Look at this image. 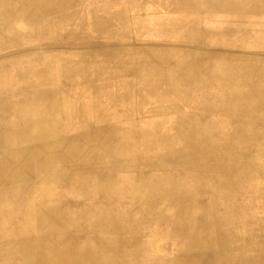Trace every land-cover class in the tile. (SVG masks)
I'll list each match as a JSON object with an SVG mask.
<instances>
[{"label": "bare ground", "instance_id": "6f19581e", "mask_svg": "<svg viewBox=\"0 0 264 264\" xmlns=\"http://www.w3.org/2000/svg\"><path fill=\"white\" fill-rule=\"evenodd\" d=\"M5 2L9 3L8 7L0 4V8L3 9V11H0V117L6 112H9V115L13 118L23 117L19 121H15L14 125H11L16 130L24 129L27 122H32L34 126L31 134L26 131L27 134H17L16 137L14 135L15 138L13 139L11 136H6L7 123L0 124V146L3 144L20 146V149L14 151L0 149V264H100L97 261L93 263L91 259L93 254L87 250V253L83 254L87 257H83L74 247H51L47 244L35 247H26V244L25 246L13 245L15 243L13 237L8 234V232L20 227L17 222L13 221V216L10 215L14 211L10 196L12 188L15 190L14 197L19 199L41 197L42 195L55 197V195L66 191L65 186L62 185L63 180H67L66 178L71 180L74 177L73 179L77 182L78 175H82L79 172L89 169L88 161L80 162L81 159H88V157H81L83 156V150L88 147L86 145L95 147L102 146L101 144H111L110 139L105 138L103 134L100 136L98 134L76 135V133H66L67 128H72L70 130H83L82 123L84 122L80 119L85 115L98 116L104 112L109 114L119 110L122 112L121 115L127 118L136 111H149L145 104H138V101L144 100L143 102H147L156 99L167 103L178 100L183 102L187 101L186 97L189 96H192V98L202 96V99H207V102L215 99L228 102L238 94L239 98L244 100L242 104L245 105L246 101L247 111L245 114L247 116L249 113L253 114V120H241L238 128L235 129L234 127V130H231L230 127L227 130L228 134H226L229 137H225L223 143L225 148L222 150L208 148L209 150L198 151V145L201 143L210 146V144H207L210 143V141H207L210 140L209 136L187 135V132V134L185 133L186 136L179 134L180 136L177 137V139L180 138L178 143H182L183 147L189 146L191 148L190 151L186 152V158H181L180 161L183 163H185L184 161L186 163L190 161L193 169L195 168L194 165H203L204 169L206 165L208 168L214 166L216 168L213 174L215 179L221 177V174L224 177L223 181H229V179L234 181V178L238 177L242 183L257 184L256 191L264 193V168H260L264 164V101L261 100L264 99V88H256L255 104L248 103L252 91L250 89L251 91L248 92V86L252 81L256 82V85H259V83L264 85V42L256 43V39L264 41V0H114L111 2L114 5L112 10L106 9V7L99 8L100 10L90 9L91 4L86 0H0V3ZM103 3L106 4L107 2L103 1ZM85 12L90 17L87 15V18H84ZM142 15L151 17L152 20L156 21L157 27L147 32L157 37V39L146 42L139 39L129 40L128 42L118 40V38L128 37L130 33L140 37L142 33L140 31L141 26L139 23L136 24L135 21L138 19L139 22H143ZM239 27L241 28L240 31H238ZM234 29L237 31H234ZM94 33L96 35L112 36L94 41L83 37V35ZM65 35L76 37L66 38L68 42L65 43L62 38ZM114 35L117 37H114ZM109 45H124L128 49L112 63L117 69L109 73L104 81L100 90L103 97L100 99L101 105L96 114H93L90 108L80 101L75 102L74 107L72 105L69 107L66 105L60 106V103L56 100L52 103L48 101L50 104L47 108H45V105L39 104L49 99L52 100L53 97L51 96L59 99V89L91 84L86 73L71 74L67 69L70 67V63L75 61L82 62V64L86 62V56H83L84 49ZM235 51L245 55L231 54ZM253 53L255 55H252ZM109 64L111 63L109 62ZM249 64H254L256 67L254 72L252 70L250 73L247 71V65ZM229 67H235V69L227 73L223 71ZM95 69L96 67L92 66L91 70ZM227 74L230 75L229 79L231 80L244 82V92H242L243 89H239L240 92L237 93L236 86L231 88L217 87L213 91H211L212 89L209 90L210 88L206 82L212 81L213 83L216 79H228ZM133 85L138 87L134 88ZM18 96H31V98L20 99L17 103H14L15 108L12 106V110L7 111L6 108L9 107L8 100L12 98L15 100V97ZM107 101L108 103H106ZM198 101L197 104L200 103ZM166 106V104H163V107L159 108L157 113L162 114ZM242 107L239 110L241 112ZM216 109L219 110L220 108ZM63 116H69L73 121L76 120L75 125L63 124L61 126V122L57 124L55 120L59 117L62 119ZM42 123L46 124L40 127L36 126ZM191 127H193L194 133V127H197L194 118L191 119ZM61 129H63L62 132H60ZM43 130L48 133L55 130L58 133L45 137L40 133ZM121 131H125V129ZM99 132L103 133L102 131ZM169 137L163 138L164 141H168ZM142 139L143 143H153L156 140L155 137L145 138L143 135L141 142ZM87 140H89V143ZM126 140V134L123 133L115 136L112 143L125 144ZM73 150H78V153L77 151L72 152ZM180 153L185 154V152ZM211 163L213 165L210 166ZM233 164L238 168L233 167ZM230 166L235 168L234 171L230 170ZM105 168L109 169L108 167ZM127 168H130V166H127ZM193 169L192 172H194ZM193 176H195V173ZM193 176L186 186L182 185L181 187L186 193L189 192L192 195L205 191H211L214 194L220 192L218 187L222 186H218L219 183L217 184L216 181L214 184H209V175L207 179L205 178L206 175L202 177V180ZM29 179L35 181L30 182ZM143 180L142 183H138L135 190L143 192L144 195L148 193V196L149 192H152V186L155 183L147 179ZM121 185L112 182L100 189L105 193L117 192L115 190L117 187L118 190L119 188L123 190ZM123 186L125 189V184ZM209 187H211L210 190ZM247 189L246 191H248ZM134 193L136 194L135 191ZM103 197L106 198V196ZM193 205L195 207L196 202L192 203L191 201L192 208L190 205L185 206V208L180 207V209L174 208L177 215L175 217L170 216L169 219H174L172 222L183 228L185 225L184 217L188 213L191 214ZM147 207L151 210L149 204H147ZM163 209L162 205L160 210ZM195 219L196 217L191 215L188 222L191 221L192 223L194 221L193 223H195ZM147 222V220L144 221V223ZM198 223H200L199 220ZM237 232L236 234H240ZM169 233H166V235ZM181 233L176 231L170 233L169 237L173 234L172 236L179 239L180 235L183 237L188 235ZM221 233L228 234L224 235V239L239 237L234 231L227 228H223ZM189 234L192 237L189 235L187 238L194 246L189 248L192 258L184 257L181 262L174 264H264V225H257L256 231L253 233L246 231L245 235H240L242 238L240 237L239 241L233 239L230 242H223L219 248L213 245V240H216L218 233L212 237L203 233ZM252 237L256 240L255 245L250 247L248 238ZM149 240L151 241L152 238ZM240 240L244 242L242 243ZM159 250V247H157L154 252L161 257L163 255L161 252L159 253ZM185 250L188 251L187 248ZM127 254L129 255V253ZM133 255L136 256V253L134 252ZM148 255H153L152 250H149ZM204 255L207 256L203 257ZM145 256L147 254H143L142 258H146ZM108 260L105 257L102 264H109ZM135 261L134 258V262L132 263L130 260L128 264L139 262L140 264H148L142 262V260L137 263Z\"/></svg>", "mask_w": 264, "mask_h": 264}, {"label": "crops", "instance_id": "0c3cea01", "mask_svg": "<svg viewBox=\"0 0 264 264\" xmlns=\"http://www.w3.org/2000/svg\"><path fill=\"white\" fill-rule=\"evenodd\" d=\"M0 4L4 7L9 6V3L7 2ZM1 10L3 9L0 8V11ZM231 54L245 55L244 53H239V51H235ZM252 55H255V53H253ZM247 66L249 67V68L247 67V71H249V73L251 72V70L252 72L256 70L254 64L253 65L249 64ZM234 69L235 67H229L223 71L227 73ZM226 76H228L229 79L230 75L227 74ZM228 79L225 80L222 78L216 79L215 81H213V83L211 81V82H206V84L209 86L210 88L209 90L212 89L211 91H213L214 88L217 87L231 88L233 86H236V88L238 89V91H236L237 93L240 92L239 89H243L242 92H244L245 90L244 82L240 80L236 81V80H231V79L228 80ZM231 83L232 85H230ZM256 84H257L256 82L252 81L250 86H248V92L252 90L251 94L249 95V98L250 100H253V104H255L256 101L255 99L256 88H264L263 87L264 85L260 83L259 85ZM186 98L188 99L187 101L182 102L178 100V101H170L168 103L165 101L160 102L157 101L156 99H151L147 102L146 101L143 102L144 100L141 102L138 101V104H145L146 108L149 111L147 110L146 112L136 111L133 112V114L127 118H124L121 115L122 112L119 110L109 114H106V112H104L102 115H98V116L97 115L87 116V118L85 117L86 119L84 123H82L84 126L82 128L83 130H71L66 132L68 134L76 133V135L98 134L102 136L101 134H103L105 138L107 137L110 139L111 146L107 144H101L102 146H95V147L91 145H86L88 147H86L87 149L83 150V156L81 157H88V159L86 160L81 159L80 162L88 161L89 169L79 172L82 175H78V178L76 179L77 182H75V180L73 179L74 177H72L71 180H69V178H66L67 180H63L62 185L65 186L66 189L65 192L55 195V197H51V196L45 197L43 195L41 197H33V198L27 197L24 199L23 198L19 199L15 197L14 204L17 205V208L13 209L14 211L11 212L10 215L13 216V219L15 214L19 215L13 221L17 222L18 226L20 227L15 228V230L8 232L9 236L13 237V241L15 242L13 243V245L25 246L26 244V247H35V246L47 244L48 246L51 247H64V248L74 247L82 256L83 254H86L87 251H90L93 254L92 255L93 257H91L93 263L94 261H97L100 264L103 263L105 257L109 259L108 260L110 262L109 264H111L112 262L114 264H126V263L128 264L130 260L133 263L134 258L136 260L135 261L136 263L139 262L140 260L148 264L149 263L155 264L157 262L176 263V262H181V259H183L184 257L192 258L189 249L192 247V242L188 240L189 238H186L187 237L186 235L184 237L180 235L178 239L175 238V236H172L173 234H171V236L169 237V234L174 233L176 231L186 234L189 224H192L191 221L188 222V219L191 215L195 216V213L198 210L209 209L211 207L215 210V214L218 215L220 214L223 215L230 211L232 213L239 214L241 212L240 214L247 213L248 215L250 214L255 217L258 216L259 212L257 208L264 203V193H260L256 191V189L258 188L257 184L254 183L246 184L245 182L242 183L240 182L241 180L239 178H234V181H230V179L229 181H223L224 179V177L222 176L223 174H221L220 175L221 177H219L218 179H215L213 174H214V169L216 168L214 166H211L213 165L212 163L209 164L212 168L211 167L208 168V166L206 165L204 169L203 165H194L195 168L193 169L190 161H188V163H186V161L184 160L183 161L185 163L180 161L181 158H186V152L190 151L189 149H191L189 146L183 147L184 145L182 143L159 145L156 143H143V139L141 142V137H142L141 127H144L145 125L155 124L156 122L159 121L157 123L158 126L161 125V127L159 128L171 129L174 132L182 135L185 134L186 132L188 133V131L193 132L192 129L193 127H191V119L194 118L197 124V127H194L195 135L209 136L210 139L207 140L210 141V143H207L210 144L209 147L204 143H201L200 145H198L197 150L198 151L209 150L208 148H210L211 150H219V149L222 150L223 148H225L223 146L225 137L226 138L229 137L226 135L228 134L227 130L230 127L232 128L231 130H234V127L235 129L238 128L241 120H246V119L253 120L254 118L253 114L249 113L248 116L245 114L247 111L246 101H245V105L242 104L244 103V100H241L238 94L235 98H233V100L230 99L228 102H225L223 100L219 101L216 99L211 102H207L206 101L207 99L205 98L202 99L203 98L202 96L200 97L194 96V98H192V96H189ZM250 100H248V103H250ZM261 100L264 101V99ZM197 101L200 103L197 104ZM163 104L167 105L163 109V113L162 114L157 113L158 109L163 107ZM241 106H243L242 112L239 111ZM218 107L220 108L219 110L216 109ZM68 118L71 119V117ZM75 121L71 119L72 126L75 125L74 124ZM77 124L80 125L81 123H77ZM105 127H110L111 130L109 131L106 129L101 130L102 128ZM123 129H125V131H121ZM99 131H102L103 133ZM42 132L44 131H41L40 133ZM29 133L31 134L32 131H29ZM123 133L126 134L127 137L126 143L113 144L112 143L113 138ZM180 152H185V154ZM132 159L133 161H131ZM127 166H130V168H127ZM105 167H108L109 169H106ZM261 167L264 168V164H262L260 168ZM192 169L194 170V172H192ZM217 172H223V171H217ZM194 173L195 176H193ZM138 174H140L141 176ZM208 175L210 177L209 184H214L216 181L217 184L219 183L218 186L219 185L222 186V187H218L220 189V192L214 194L211 191L210 192L205 191V192H201L200 194L197 193L198 195L197 194L191 195V193L189 194V192L186 193L184 190H182L181 188L182 185L186 186V184L191 181L192 176L202 180V177L204 176L207 179ZM102 177L104 180L102 179ZM143 179H147L150 182L155 183L152 186V192H149L150 196L149 195L147 196L148 193L144 195L143 192L136 191L137 189L135 190V188H137L136 186H138V183L139 182L142 183V181H144ZM28 181L33 182L35 180L29 179ZM112 182H115L119 185L125 184V189L124 186L121 185L123 190H120V188L118 190L117 187L115 189L117 190V192L105 193V191H101L102 186L106 187L108 183L111 184ZM223 182H228V183H223ZM210 189L211 187H209V190ZM246 189L248 191H246ZM134 191L136 192V194L134 193ZM103 196H106V198H104ZM191 201L192 203L196 202V206L194 207L193 205V211L191 212V214L188 213L187 215H185L184 227L183 228L178 227L179 225H176L172 222L174 219L171 220L169 219V217L170 216L175 217L177 215L175 213L177 208L179 209L180 207L185 208V206L187 205L191 206ZM147 204L151 206V210L147 207ZM162 205L164 209L160 210ZM174 208H176L175 211ZM33 214L35 215L34 218H32ZM117 216H120L121 218L120 217L118 218ZM146 220L148 222L144 223V221ZM140 222L143 223L141 224ZM237 223L238 222H236L233 226H236ZM233 228L237 229L235 227ZM166 233L169 234L166 235ZM151 238L152 240L150 241L149 239ZM87 242L88 244H86ZM105 245H108L109 247ZM186 246H190V247L187 248ZM157 247H159L160 249L159 253L161 252L163 256L160 257L154 252L155 248ZM186 248L188 251L185 250ZM149 250H152L153 255H148ZM134 252L136 253V256L133 255ZM127 253H129V255ZM143 254H147V256H145L146 258L144 259L142 258ZM83 257H87V256H83ZM184 261L190 262L187 260ZM137 264H140V262Z\"/></svg>", "mask_w": 264, "mask_h": 264}, {"label": "rangeland", "instance_id": "374dc122", "mask_svg": "<svg viewBox=\"0 0 264 264\" xmlns=\"http://www.w3.org/2000/svg\"><path fill=\"white\" fill-rule=\"evenodd\" d=\"M103 1H106L107 3L104 4ZM112 1H114V0H86V2L91 4L90 9L94 8V10H100L99 8H103V7H106V9L112 10V9H114V5H112V3H111ZM74 6H76V5H74ZM74 6H72V7H74ZM1 11H3V10H1ZM87 15H88L87 12H85L83 17L87 18ZM88 17H90V15H88ZM142 19H143V22H139L138 19L135 21L136 24L139 23L141 26L140 31L142 33H141L140 37H136L135 35L130 33V34H128V37L118 38V40L124 41V42H128L129 40H134V39H139V40L145 41V42L146 41H155L157 39V37H154V35H151L147 31L157 27L156 21L152 20L151 17H148L146 15H142ZM116 26H114V27H116ZM238 29H239L238 31H240L241 28L239 27ZM234 31H237V30L234 29ZM84 33H86V32H84ZM108 36H112V35H108ZM108 36L102 35V34L96 35L95 33L90 34V35L89 34L83 35V37L87 38V40L89 39L90 41L91 40L94 41L96 39L101 40L102 38H107ZM75 37L76 36H73V35L62 36V38L64 39L63 42H65V43L68 42L66 40V38L72 39ZM114 37H117V36L114 35ZM260 41H261V43L264 42L263 40L256 39V43H260ZM127 49H128V47L124 46V45H122V46L121 45H119V46L109 45L106 47L93 46V47H89V49L88 48L84 49L85 53H83V56H86V62H84L83 64H82V62L78 63L77 61L70 63V65H69L70 67H68L67 71L71 74L78 73V72L79 73H86L87 77L89 76L88 79L90 80L91 84L73 86L71 88H67V89H63V90L59 89L58 90L60 92L59 99L58 98L55 99V96H51V97H53L52 100L49 99V100H47L43 103H39V104H41V105L43 104V105H45V108H47L50 104L48 101H50L52 103L53 101L56 100L58 103H60V106L66 105L67 107H69L71 105L73 106L75 102L80 101L81 103H85V105H87L90 108V110L93 114H96L97 109L101 105L100 99H102V97H103L102 92L100 90L104 84V81H105V79L109 73H111L112 71H115L117 69V67H114L112 63L116 60L117 57L122 55L123 52H125ZM105 61H107V62H105ZM109 62L111 64H109ZM92 66H95L96 69L91 70ZM134 86L135 85H133V87ZM136 87H138V86H135L134 88H136ZM32 97H34V96H32ZM39 97H42V96H39ZM163 97H165V96H163ZM25 98L28 99V98H31V96H24V97L18 96V97H15V100L13 98L9 99L8 100L9 101V107H7L6 110L11 111L15 105L14 103H17L20 99L24 100ZM250 103L253 104V100H250ZM68 117L69 116L64 117L62 119H61V117H59L55 120V122L57 124H60V122H61V126L63 124L72 126L71 125V119ZM85 117L87 118L86 115L82 116L80 121L84 122L86 119ZM20 118H23V117H16V118L11 117L9 115V112L8 113L6 112V113L1 115L0 124L7 123L6 128H8V129H5L6 136H11L14 139L17 134H23V133L26 134V131L28 133L30 130L32 131L34 125L32 122L25 121L26 118H25V120L22 119V120H24V122H27V126L25 127L26 129L24 128L22 130L21 129L16 130L15 128H12L11 125L12 124L14 125L15 121L16 122L19 121ZM49 119H51V118L49 117ZM158 122H156L155 124L145 125L144 127H141V130H142L141 132H142L143 137L144 136H145V138H148L151 136L155 137L156 140H154L155 142L153 141V143H156L159 145L178 143L179 139H177V137L180 135L171 129L159 128V127H161V125L158 126L157 125ZM56 123H55V125H56ZM45 124L42 123V124H38L36 126L40 127V126H43ZM50 124L53 125L52 123H50ZM67 129L68 130L66 132L71 131L70 129H72V128H67ZM104 129H106L108 131L111 130L110 127H105V128H102L101 130H104ZM21 131H25V132H21ZM62 131H63V129H61L60 132H62ZM112 131H113V129H112ZM55 133H58V132H56L55 130L52 133H48V132L44 131L41 134H43L45 137H49V136H52L51 134H55ZM186 134H182V135L186 136ZM191 134L195 135V133L188 131L187 135H191ZM14 135H15V137H14ZM166 136H168V137L171 136V137H169L168 141H164V139H163ZM87 141L89 143V140H87ZM0 149L5 150V151H9V150L14 151V150L20 149V146L18 147L16 145H4L3 144L2 146H0ZM76 151L78 153V150H73L72 152L75 153ZM42 158L44 159V156ZM233 167L237 168V166L235 164H233ZM230 168H231L230 169L231 171H234L233 169H235V168H232V166H230ZM14 194H15V190L12 188L10 196H11V200L13 201V209L17 208V205L14 204V201H15ZM257 210L259 212V215L257 216V218L255 216L250 215V214L248 215L247 213L240 214L241 213L240 212L238 214V213H232L230 211L226 214L218 215V214H215V210L211 207L209 209L198 210L195 213V217H196L195 223H193L194 222L193 221L192 224H189V226H188V229L186 231V234H188L187 237L189 235H190V237H192V235L189 233H193V234L203 233V234H206L208 236L210 235L211 237L218 233L216 240L215 239L213 240L214 241L213 245L216 248H219V246H221L222 243L226 242V241L230 242L233 239L239 241V239L242 238V236H240V235H245L246 231L253 233L256 231L257 225L258 226L264 225V203L261 204L257 208ZM34 214H33L32 218H34V216H35ZM18 216H19L18 214H15L14 219ZM198 220L200 223H198ZM246 220H248V221H246ZM236 222H238L236 225L237 227L233 226ZM238 226H239V228H238ZM233 227H235L237 229H234ZM223 228L224 229L227 228L230 231H234L235 234L238 231L237 233H240V234H236V235H238L239 237L224 239L225 238L224 235H228V234H223V233L220 234V232L223 230ZM255 240L256 239L254 237L248 238V245L250 247H253L255 245ZM240 242L243 243L244 241L240 240ZM186 247L189 248L190 246H186ZM192 247H194V246H192ZM206 256L204 255L203 257H206ZM160 263L157 262L155 264H160ZM173 263L174 262H170L169 264H173Z\"/></svg>", "mask_w": 264, "mask_h": 264}]
</instances>
